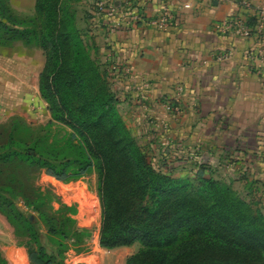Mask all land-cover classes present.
<instances>
[{"label":"trees","instance_id":"16d2710c","mask_svg":"<svg viewBox=\"0 0 264 264\" xmlns=\"http://www.w3.org/2000/svg\"><path fill=\"white\" fill-rule=\"evenodd\" d=\"M72 1L36 0V17L21 20L10 0H0V48L22 42L44 51L41 97L53 121L71 131L62 147L55 141L44 149L41 141L18 140L21 126L13 129L8 144L0 145V214L18 231L26 230L30 263L59 261L41 244L34 220L9 199L14 194L3 183V175L4 168L13 165L44 170L64 182L97 170L100 246L115 250L140 245L126 264H264V213L260 209L232 184L217 180L215 169L207 164L198 166L195 185L190 178L175 177L149 160L123 119L109 67L93 56L77 27ZM102 1H96L98 10ZM23 127L27 134L31 131ZM68 150L73 156L66 154ZM35 210L49 233L65 241L75 236L81 242L90 235L76 229L73 235L69 230L62 232L40 206ZM68 210L78 213L74 206ZM63 247L64 259L68 246ZM0 264H9L1 251Z\"/></svg>","mask_w":264,"mask_h":264},{"label":"crops","instance_id":"0c3cea01","mask_svg":"<svg viewBox=\"0 0 264 264\" xmlns=\"http://www.w3.org/2000/svg\"><path fill=\"white\" fill-rule=\"evenodd\" d=\"M249 1L260 4L264 0ZM237 2L142 0L147 18L157 17L163 6H169L174 25L156 28L138 22L112 32L110 26L100 24L90 38L97 52L100 38L93 35L108 41L101 49L114 62L109 67L113 82L141 84L136 97L143 100L139 101L145 106L142 115L153 111L152 123L168 127L158 134L148 124L147 130L154 133L147 135L160 136V140L169 136L171 149L166 155H175L178 149L196 153L197 162L238 169L243 177L264 170V78L259 73L264 71V40L260 43L221 32L222 22L238 12L246 15ZM0 49V100L38 99L46 63L42 54L25 47L20 53ZM147 82L152 88L143 90ZM178 85L185 88L179 99L174 93ZM167 99H175L181 113L168 110L167 104L173 101Z\"/></svg>","mask_w":264,"mask_h":264},{"label":"rangeland","instance_id":"374dc122","mask_svg":"<svg viewBox=\"0 0 264 264\" xmlns=\"http://www.w3.org/2000/svg\"><path fill=\"white\" fill-rule=\"evenodd\" d=\"M96 1L73 0L70 6L75 13L77 27L92 49L93 56L105 67H112L114 62L109 61L101 49L107 45L108 41L103 40L101 35L96 36L94 34L93 36L100 38L99 51H95L90 38L91 32L94 31L96 25L100 26V24L110 26L112 32H115L127 23L121 20L118 12L113 17L100 12L97 9ZM10 5L21 20H30L36 17V0H10ZM24 47L22 42H17L11 47L1 48L13 49V52L20 53ZM32 49L38 50L40 56L42 54L46 60L42 49L38 47ZM0 53H3V49H0ZM109 76L112 88L121 100L119 109L123 119L146 152L149 160L175 177H188L197 185L196 172L202 163L197 162L196 153L185 154L179 152L178 149V152H173L175 155H166L167 149H171L169 136L160 140V136L147 135L151 131L154 133L153 127L159 130L158 134L160 131L167 130L168 127L162 122L159 126L152 123L155 119V113L151 111L152 107L149 108L151 113H147L145 117L142 115L145 106L144 103L139 104V101L143 102V100L136 97L141 84L137 83L139 87H136L134 83L122 84L119 82V84L112 81L113 73L111 71ZM142 86H144L143 90L152 88L149 82ZM184 90V86L178 85L174 92L176 98L179 99V96L182 98ZM166 101L174 102L175 99H167ZM181 111L182 109L179 107V110H174L173 113L178 114ZM23 124L31 129L28 134ZM148 124L152 128L151 130H147L149 129ZM21 126L23 129L20 131L22 133L19 134L18 140L33 143L41 141L40 147L44 149L46 144L49 145L55 141L60 143L59 146L62 147L71 132L63 124L53 121L49 105L41 96L38 99L23 97V100L19 102L0 100V145L8 144L13 129L21 128ZM66 154L73 156L69 150ZM209 167L215 169L214 177L217 180L232 184L243 198L252 202L256 208L264 213V170L258 169L257 173L242 177L237 171L238 169L223 168L218 165H210ZM3 183L14 194L9 199L15 203L26 218L34 220L40 232L41 244L50 255L57 257L59 264H126L127 259L141 248L138 244L115 250L101 248L102 207L98 191L100 182L97 170H93L80 180L64 182L47 175L44 170L13 165L4 168ZM35 206H40L55 220L58 230L62 232L69 230L71 235L74 234V229L80 232L89 231L90 235L84 237L80 242V239L75 236L71 240L65 241L61 236L50 234L48 225L40 216L39 211L35 210ZM72 206L76 207L78 211L76 215H72L68 210ZM70 218L76 220V223L70 221ZM28 241L26 230L18 231L5 216L0 214V251L9 264H16L15 259L20 260L21 264H31L26 248ZM62 244L68 246V250L64 252V259L61 254L64 251Z\"/></svg>","mask_w":264,"mask_h":264},{"label":"built area","instance_id":"2783aa9c","mask_svg":"<svg viewBox=\"0 0 264 264\" xmlns=\"http://www.w3.org/2000/svg\"><path fill=\"white\" fill-rule=\"evenodd\" d=\"M141 2L142 0H118V2L103 0L99 3V10L109 17H113L118 12L121 20L126 22L127 25H134L138 22H148L156 28H168L174 25L175 18L169 6H163L157 17L147 18L142 12ZM236 4L239 11H244L246 15L238 12L222 22L219 29L223 33L232 34L246 40H257L261 43L264 40V1L255 4L249 0H241ZM186 7H191V4L187 3ZM251 19L254 20L253 23L250 22ZM261 71L259 73L264 78V71ZM167 108L170 111L179 110L178 106L173 107L171 103L167 104Z\"/></svg>","mask_w":264,"mask_h":264},{"label":"bare ground","instance_id":"6f19581e","mask_svg":"<svg viewBox=\"0 0 264 264\" xmlns=\"http://www.w3.org/2000/svg\"><path fill=\"white\" fill-rule=\"evenodd\" d=\"M15 263L16 264H21L20 260H16V259H15Z\"/></svg>","mask_w":264,"mask_h":264}]
</instances>
